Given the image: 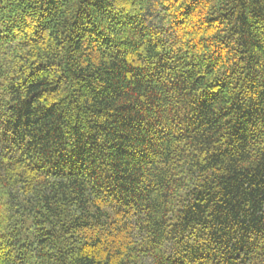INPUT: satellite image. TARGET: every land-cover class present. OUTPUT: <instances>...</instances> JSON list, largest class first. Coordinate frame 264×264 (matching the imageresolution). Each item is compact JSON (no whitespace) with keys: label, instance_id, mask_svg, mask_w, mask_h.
<instances>
[{"label":"trees","instance_id":"trees-1","mask_svg":"<svg viewBox=\"0 0 264 264\" xmlns=\"http://www.w3.org/2000/svg\"><path fill=\"white\" fill-rule=\"evenodd\" d=\"M0 264H264V0H0Z\"/></svg>","mask_w":264,"mask_h":264}]
</instances>
